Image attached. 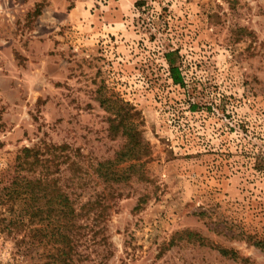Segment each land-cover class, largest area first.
Listing matches in <instances>:
<instances>
[{
    "label": "rangeland",
    "instance_id": "obj_1",
    "mask_svg": "<svg viewBox=\"0 0 264 264\" xmlns=\"http://www.w3.org/2000/svg\"><path fill=\"white\" fill-rule=\"evenodd\" d=\"M126 129L145 178L108 186ZM25 147L83 214L76 264H264V0H0V264L58 246L6 199Z\"/></svg>",
    "mask_w": 264,
    "mask_h": 264
},
{
    "label": "trees",
    "instance_id": "obj_2",
    "mask_svg": "<svg viewBox=\"0 0 264 264\" xmlns=\"http://www.w3.org/2000/svg\"><path fill=\"white\" fill-rule=\"evenodd\" d=\"M168 59V57H167ZM170 64V75L177 85H184V77L178 66H175L168 59ZM129 114V111H126ZM125 134L129 143H134V147H124L116 155L114 160L102 161L95 168L98 177L108 186L120 185L128 182L133 176L138 174L140 179L145 178L143 165L139 162L131 163L129 166L120 167L125 161H139L141 158L149 154V147L142 140L137 139L134 130L126 129ZM136 136V137H135ZM136 138V142L133 140ZM64 150L66 147H45L44 149ZM45 152L40 148L22 149L17 155L18 174L12 184L4 189L6 199L10 201L22 200L24 205L25 216L29 218V225L34 223L40 224L41 228L34 229L41 233L43 238H47L48 243L58 245L56 254H49V262L53 264L51 259L57 264H76L75 253L76 244L73 238L74 227L81 229L79 217L83 216L74 206V200L60 186L56 179H49L45 173L41 172L38 176H25L21 172L28 168L46 166L47 158H44ZM59 156V155H56ZM58 172L60 169H57ZM95 202H92V204ZM85 207V206H84ZM102 209L98 216H104L108 205H101ZM192 236L194 233L188 232ZM252 244L264 251V238H256L249 236ZM74 252V260L72 258ZM219 252L224 257L238 258L236 251L220 248Z\"/></svg>",
    "mask_w": 264,
    "mask_h": 264
}]
</instances>
